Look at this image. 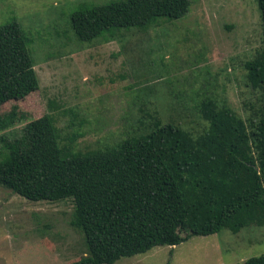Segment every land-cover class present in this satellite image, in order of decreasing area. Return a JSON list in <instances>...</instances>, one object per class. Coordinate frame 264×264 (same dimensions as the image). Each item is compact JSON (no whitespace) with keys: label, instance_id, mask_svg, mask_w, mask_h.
I'll return each mask as SVG.
<instances>
[{"label":"trees","instance_id":"1","mask_svg":"<svg viewBox=\"0 0 264 264\" xmlns=\"http://www.w3.org/2000/svg\"><path fill=\"white\" fill-rule=\"evenodd\" d=\"M256 2L263 45L244 66L259 97L245 104L246 117L218 94L193 90L178 95L177 106L170 104L179 112L165 116L143 106L133 132L82 150V132L62 136L54 112L64 109L54 99L36 119L17 105L0 114V186L29 201L74 204L70 225L84 234L87 253L67 264H114L156 246L176 247L192 235L264 226V0ZM191 4L83 2L71 15V27L90 43L115 29L181 19ZM31 43L18 21L0 25V107L41 87ZM190 113L207 122L202 130L184 126ZM21 121L26 124L20 134H1ZM235 264H264V253Z\"/></svg>","mask_w":264,"mask_h":264},{"label":"rangeland","instance_id":"2","mask_svg":"<svg viewBox=\"0 0 264 264\" xmlns=\"http://www.w3.org/2000/svg\"><path fill=\"white\" fill-rule=\"evenodd\" d=\"M109 1L0 0V25L21 23L33 40L41 80L39 90L4 104L0 114L17 105L36 119L54 99L64 109L54 112L62 136L82 132L77 143L82 150L114 144L133 132L143 106L165 116L179 112L170 104L177 106L178 95L188 97L193 90L214 92L247 116L245 104L259 97L247 84L244 66L263 45L256 0H192L181 19L80 41L72 13L83 2ZM188 115L187 128L202 130L207 124L197 113ZM25 124L1 134L18 135ZM73 210L70 199L34 202L0 186V264H67L85 255V236L70 225ZM263 253L264 226H251L236 234L224 229L192 235L176 247L156 246L114 264H235Z\"/></svg>","mask_w":264,"mask_h":264}]
</instances>
